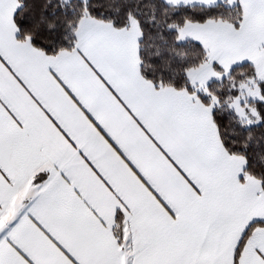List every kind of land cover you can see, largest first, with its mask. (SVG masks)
<instances>
[{
  "label": "snow or ice",
  "instance_id": "1",
  "mask_svg": "<svg viewBox=\"0 0 264 264\" xmlns=\"http://www.w3.org/2000/svg\"><path fill=\"white\" fill-rule=\"evenodd\" d=\"M0 264H264V0H0Z\"/></svg>",
  "mask_w": 264,
  "mask_h": 264
}]
</instances>
